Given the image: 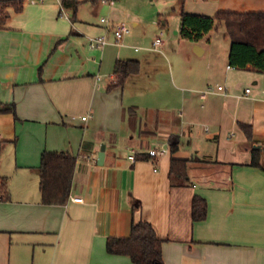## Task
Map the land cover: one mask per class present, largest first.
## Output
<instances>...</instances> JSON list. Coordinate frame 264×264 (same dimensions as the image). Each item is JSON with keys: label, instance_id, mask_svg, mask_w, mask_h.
<instances>
[{"label": "crops", "instance_id": "crops-1", "mask_svg": "<svg viewBox=\"0 0 264 264\" xmlns=\"http://www.w3.org/2000/svg\"><path fill=\"white\" fill-rule=\"evenodd\" d=\"M88 1L74 16L61 0H27L0 26V102L15 103L19 118L0 113L1 149L18 141L16 160L0 159L10 193L0 201V264H135L109 254L106 243L129 236L142 219L165 240V264H264V169L250 165L259 149L264 167V71L230 66L223 26L198 41L180 34L183 12H264V0H151L147 12L141 5L129 13L122 0L92 1L96 18L106 5L110 22L131 26L119 44L102 18L79 13ZM106 33L109 44L89 48L91 37ZM118 59L140 61L141 71L109 90ZM239 122L252 126V141ZM26 130L32 144L23 143ZM171 136L177 156L225 165L171 186ZM161 146L168 152L158 159H129L132 150ZM45 150L76 157L65 204L41 202ZM196 194L208 203L202 221L191 217Z\"/></svg>", "mask_w": 264, "mask_h": 264}, {"label": "trees", "instance_id": "trees-1", "mask_svg": "<svg viewBox=\"0 0 264 264\" xmlns=\"http://www.w3.org/2000/svg\"><path fill=\"white\" fill-rule=\"evenodd\" d=\"M27 0H0V26H4L10 17V10L20 13ZM97 2L98 0H91ZM64 8L73 10L74 16L82 3L81 0H61ZM74 19V18H73ZM72 19V21H74ZM225 28V35L230 39L229 64L231 67L254 73L264 71V12H238L220 10L209 16L198 13L183 12L181 16L180 34L190 41H198L212 29ZM141 71V63L135 59H118L114 67V81L108 89L123 87L127 78ZM0 113H11L18 120L15 103L0 102ZM239 127L252 141V126L239 122ZM171 160L169 180L173 187L192 185L191 179L211 175L217 166L225 164L211 162L199 157L187 158L176 155L179 144L178 137L171 136L169 141ZM144 159L150 155L142 154ZM260 150L253 149L250 165L263 168L260 161ZM76 157L68 151H43L39 165V187L41 202L45 205H61L70 198ZM8 178L0 176V201L10 199ZM208 203L206 198L194 195L191 202L193 221L206 219ZM164 239L158 236L154 226L147 220L133 222L131 233L127 237L107 238L106 250L112 255L129 257L135 264H165L163 258Z\"/></svg>", "mask_w": 264, "mask_h": 264}, {"label": "built area", "instance_id": "built-area-1", "mask_svg": "<svg viewBox=\"0 0 264 264\" xmlns=\"http://www.w3.org/2000/svg\"><path fill=\"white\" fill-rule=\"evenodd\" d=\"M102 22L107 26L108 30L111 32V35L113 36V42L119 44L125 35L129 33L130 28L126 23H112L108 19L102 18ZM109 33L91 37L89 41V48L92 50L101 49L104 48L107 44L110 43ZM163 43V32H160V34L157 36V38L154 41V48L156 49ZM219 91L224 90V87L221 85L216 86ZM214 89L213 87H208L206 91L204 92L209 93L212 92ZM250 89L246 90V93H249ZM75 119V118H74ZM82 120H86L87 116H83L81 118ZM167 151V148L165 147H156L154 149H150L145 153H140L138 151L132 150L131 154L129 155V159L132 162H135L137 160V155L141 154H148L153 159H158L160 156H163ZM75 202H83V198H73L72 199Z\"/></svg>", "mask_w": 264, "mask_h": 264}, {"label": "rangeland", "instance_id": "rangeland-1", "mask_svg": "<svg viewBox=\"0 0 264 264\" xmlns=\"http://www.w3.org/2000/svg\"><path fill=\"white\" fill-rule=\"evenodd\" d=\"M81 1L84 2L86 0H81ZM122 1H123V5H124L123 10L128 11V13L133 12V11H139V9L141 10V5L144 6L143 11L146 10V12H147V9L149 8L147 6H151V4L153 3L151 0H122ZM92 5H93V3L91 0H89L88 2H85V4L80 8L79 13L90 21H95L96 19L101 20V18L112 19L111 15L109 13L112 11V9L109 6L105 5L102 8V10L99 12V14L97 15V18H96L94 15H92V10H91ZM112 14H113V11H112ZM128 26L131 28V26L129 24H128ZM131 30H132V28H131ZM141 52H143V51H141ZM71 118L74 119V118H77V116H71ZM24 135H25V137L23 138V143L29 137L28 142H29V144H32L33 139L29 136L30 130H26ZM7 144L9 147H7L5 149H1V147H0V159L5 164L8 161V159L15 161L17 158V154H18V141L15 142V140H14L13 142H10ZM167 147H169V150H170V146L168 143H167ZM30 148H31V146H30Z\"/></svg>", "mask_w": 264, "mask_h": 264}, {"label": "water", "instance_id": "water-1", "mask_svg": "<svg viewBox=\"0 0 264 264\" xmlns=\"http://www.w3.org/2000/svg\"><path fill=\"white\" fill-rule=\"evenodd\" d=\"M105 149H106V146L103 144L101 146V151H100L99 156H98V164H100V165H102L104 163Z\"/></svg>", "mask_w": 264, "mask_h": 264}]
</instances>
